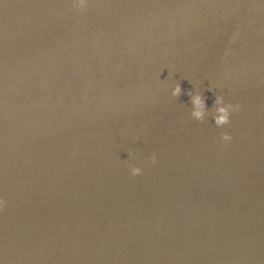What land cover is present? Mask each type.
<instances>
[{
  "label": "water",
  "instance_id": "1",
  "mask_svg": "<svg viewBox=\"0 0 264 264\" xmlns=\"http://www.w3.org/2000/svg\"><path fill=\"white\" fill-rule=\"evenodd\" d=\"M0 197L3 264H264V2L0 0Z\"/></svg>",
  "mask_w": 264,
  "mask_h": 264
},
{
  "label": "clouds",
  "instance_id": "2",
  "mask_svg": "<svg viewBox=\"0 0 264 264\" xmlns=\"http://www.w3.org/2000/svg\"><path fill=\"white\" fill-rule=\"evenodd\" d=\"M264 2V0H262ZM90 0H70L71 8L79 11L80 13L86 12L88 9ZM211 90L215 93V99L212 103L211 108L207 104V99L203 95L202 91L192 89L188 90V95L191 98L190 117L201 123L206 122L209 118L214 121V124L218 128H224L226 125H230L232 122V116L235 112L240 109V105L226 101L223 94L216 93L212 88ZM182 94V87L179 83H176L171 90L173 97H179ZM221 139L223 142H231L233 139L232 135L228 131L221 133ZM150 159L155 162L157 156L155 153L152 154ZM130 172L133 176L141 175L143 168L132 164L130 165ZM6 204V200L0 197V209H3ZM0 264H3L0 261Z\"/></svg>",
  "mask_w": 264,
  "mask_h": 264
}]
</instances>
